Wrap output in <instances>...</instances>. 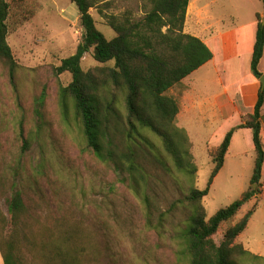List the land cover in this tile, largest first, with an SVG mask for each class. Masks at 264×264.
<instances>
[{
    "label": "trees",
    "instance_id": "obj_1",
    "mask_svg": "<svg viewBox=\"0 0 264 264\" xmlns=\"http://www.w3.org/2000/svg\"><path fill=\"white\" fill-rule=\"evenodd\" d=\"M146 1V12L140 20H134L129 14L105 16L109 27L116 33L115 38L108 40L91 14L96 1L72 0L80 15L83 38L77 52L55 69L57 76L66 73L72 76L71 83L60 88L61 116L69 129L79 130L84 150L114 170L135 199L146 207L148 215L158 209L148 167L152 163L167 172L183 193L173 207L184 208L188 216L187 227L181 236L182 260L188 264H264V257L251 253L238 243L257 211L255 208L226 231L219 245L214 240L224 223L232 220L246 203L262 195L264 90L259 92L254 112L244 116L242 123L230 130L222 144L210 152L214 168L208 187L199 190L195 148L186 129L177 124L179 102L167 94L210 62L214 55L201 39L184 32L190 0ZM262 3L263 15H257L251 60V72L258 80L263 77L259 71L264 56V0ZM108 6L110 4L98 6L101 14ZM10 10L9 3L0 0V62L8 70L10 83L16 88L20 65L8 43ZM91 52L103 66L84 71L82 61ZM45 99L44 91L36 100L38 128L44 121L42 108ZM241 129L253 132L256 160L252 187L239 200L208 220L204 200L224 167L235 132ZM27 140L24 141V152L29 148ZM16 176L11 184L13 194L9 201L12 232L7 237L1 236L0 240L3 263L25 264L23 247L32 254L38 252L32 261L37 264L98 262L88 255L89 245L96 247L95 238L82 233V223L56 228L60 233L58 238L22 233L23 218L29 216L30 208L24 192L18 189ZM6 227L7 220L3 216L0 228L5 231ZM114 244L111 235L105 234L102 249H95L94 255L103 257L108 264L141 263L123 253L116 255Z\"/></svg>",
    "mask_w": 264,
    "mask_h": 264
},
{
    "label": "rangeland",
    "instance_id": "obj_2",
    "mask_svg": "<svg viewBox=\"0 0 264 264\" xmlns=\"http://www.w3.org/2000/svg\"><path fill=\"white\" fill-rule=\"evenodd\" d=\"M6 1L11 8L8 43L20 69L14 88L8 70L0 62V215L1 219L4 216L7 220L5 231L0 228V240L1 236L7 237L12 232L9 201L13 194L11 184L14 175H17L18 189L24 192L25 202L30 208L29 216L23 218L22 233L54 235L58 238L60 233L56 228L82 223V233L95 238L96 247L89 245L88 248V255L98 261L92 264H108L103 257L94 255L95 249H102L105 234L114 239L116 255L126 254L133 261H141L140 264H188L181 259V236L187 227L188 216L184 208L173 207L183 193L167 172L152 163L148 167L158 207L154 214L148 215L146 207L135 199L114 170L84 150L79 130L69 129L61 116L60 88L68 86L72 76L68 73L57 76L55 69L64 59L73 56L82 42L83 28L76 5L72 0ZM95 1L96 6L91 14L108 40L115 38L116 33L109 27L105 16L122 17L129 14L134 20H140L146 12V0ZM108 4L110 6L104 7L101 14L98 6ZM255 6L244 0H218L208 11L211 17L220 21L215 25L220 31L242 20H249ZM98 66L103 65L94 59L92 52L85 55L82 61L84 71ZM201 73H193L167 94L179 102L181 113L177 124L181 128L189 130L186 107L190 103L189 92H194L196 85L197 91L212 96L223 89L219 77L214 73L203 82L198 80ZM239 76H242V70ZM239 76L228 78L223 70L226 84L231 81L229 79L234 81ZM188 79H195L197 83ZM44 91V121L38 128L36 100ZM192 122L189 119V123ZM189 132L193 134L191 130ZM208 133L209 130L207 137H193L199 168V190L208 187L214 168L208 149L216 146L217 139L212 136L215 130L209 133L210 136ZM26 139L29 148L24 152ZM254 164L253 150L247 149L241 158L231 155L204 200L208 220L239 200L252 187ZM263 195L262 187L261 197L246 203L232 220L220 227L214 237L218 245L226 231L255 208L257 211L238 243L251 253L264 256ZM25 226L27 228L24 230ZM23 254L25 264H37L32 261L38 252L32 254L23 247ZM0 264H4L1 253Z\"/></svg>",
    "mask_w": 264,
    "mask_h": 264
},
{
    "label": "crops",
    "instance_id": "obj_3",
    "mask_svg": "<svg viewBox=\"0 0 264 264\" xmlns=\"http://www.w3.org/2000/svg\"><path fill=\"white\" fill-rule=\"evenodd\" d=\"M217 1L190 0L184 26V32L186 34L201 39L212 50L214 55L210 62L197 70L198 72H202L198 80L201 79L203 82L207 80V76L214 73L219 77V84L223 87L222 91H218L213 96L197 91V85L194 92H189L190 103L186 107L188 114L187 123L189 124V130L193 134H190L188 128L185 127V129L190 136L194 148L196 147L193 140L194 136L205 135L207 137L208 130L209 133L215 130V135L212 136H215L217 139V144L208 149V155L212 150L222 144L226 134L230 130L237 128L242 123L244 116L254 112L259 92L262 89L261 81L254 77L251 72V60L258 26L257 15H263L262 0H244L248 4L254 3L256 5L253 8L254 10L252 11L250 19L246 21L242 20L233 27L220 31H217L215 28L216 23L220 21L217 18L211 17L208 11ZM261 3L262 7L260 6ZM247 65L249 68H247ZM223 70L227 73L228 78L235 77L236 75L239 76L240 70H242V76H239L240 78H234V81L237 79L235 82L229 79L231 81L226 84L223 79ZM259 71L264 76V56L259 64ZM188 81H195L197 83L195 79H188ZM189 119H192L193 122L189 123ZM232 121H234L233 124H231ZM209 133L208 136H210ZM262 136L264 142V130ZM247 149L250 151L253 150L256 160L252 130H237L232 138L221 172L225 169L232 154L236 158H241L246 154ZM262 183L264 189V167ZM262 198H264V195ZM256 255L262 256L261 254Z\"/></svg>",
    "mask_w": 264,
    "mask_h": 264
},
{
    "label": "water",
    "instance_id": "obj_4",
    "mask_svg": "<svg viewBox=\"0 0 264 264\" xmlns=\"http://www.w3.org/2000/svg\"><path fill=\"white\" fill-rule=\"evenodd\" d=\"M263 26H264V21H263ZM261 84H262V90H264V76L260 79ZM257 185H254V188H256Z\"/></svg>",
    "mask_w": 264,
    "mask_h": 264
}]
</instances>
